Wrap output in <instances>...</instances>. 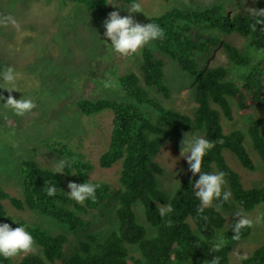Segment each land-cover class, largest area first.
I'll return each mask as SVG.
<instances>
[{
  "label": "trees",
  "instance_id": "16d2710c",
  "mask_svg": "<svg viewBox=\"0 0 264 264\" xmlns=\"http://www.w3.org/2000/svg\"><path fill=\"white\" fill-rule=\"evenodd\" d=\"M64 1L90 9H99L106 2ZM124 1L131 5L134 0ZM256 8H264V0H256ZM254 19L235 0H212L202 9L175 7L147 19V23H156L165 32L164 39L153 41L157 50L175 62L183 74L194 79L191 94L194 107L190 117L154 102L150 93H163L168 97L169 92L163 83L162 62L150 50L142 53L140 76L127 73L118 78L124 94L142 105L148 114L142 113L137 106L118 101L76 102L77 110L86 116L106 110L113 113L108 147L97 161L102 169L120 162L118 189L110 196L107 184L90 180L99 185L94 201L89 199L80 204L69 198L58 174L63 178L71 176L80 184L89 180L86 176L89 167L76 159L72 150L59 143L49 147L62 159L73 161L63 173L57 174L56 170L42 167L35 161L19 160L16 171L21 197L10 198L11 204L20 210L38 211L65 224L71 231L88 229L74 240L70 255L57 264H206L214 256L220 257V264H228L230 250L237 241L232 238L236 220L223 228L225 219L219 210L232 205L235 206L233 211L247 212L264 204V185L259 189H243L238 176L222 156L224 149L229 150L245 169H252L242 146V132L236 129L223 135L219 124V115L227 121L233 120V104L246 117L254 107H264V87L259 81V76L264 74V56L254 68L246 70L248 58L226 39L230 35L248 39L255 50L264 54V26L257 25L252 31L250 25ZM216 52H222L227 59V70L225 65L214 63ZM234 72L240 73V81L239 75L236 78L229 76ZM149 89L154 91L149 93ZM190 127L216 142L204 157L201 171H223L232 197L227 202L214 201L202 212L197 211L200 201L195 196V181L199 174L193 176L187 165L180 185L169 196L157 186L156 179L162 174V168L151 162V157L167 140ZM261 128L264 129V117L246 120L245 134L264 167ZM47 181L57 187L56 195H47ZM159 182L161 184L162 180ZM6 198L7 194L0 189V223H4L5 216L1 200ZM135 204L142 208L139 216L142 225L132 210ZM161 205H170L172 211L162 217ZM261 220L260 224L264 226V213ZM96 222L101 225L94 229L92 225ZM26 230L41 248L39 255H25L14 261L0 256V264H53L61 258L67 243L64 235L46 234L37 228L27 227ZM249 233V227L242 229L240 238ZM221 239L223 244L217 251ZM242 264H264V245L255 248Z\"/></svg>",
  "mask_w": 264,
  "mask_h": 264
},
{
  "label": "rangeland",
  "instance_id": "374dc122",
  "mask_svg": "<svg viewBox=\"0 0 264 264\" xmlns=\"http://www.w3.org/2000/svg\"><path fill=\"white\" fill-rule=\"evenodd\" d=\"M211 1L135 0L140 3L141 12L129 13L130 5L124 0H106L99 9H90L85 5L64 0H0V71L5 66L14 67L19 73L17 85L21 92L13 91L11 95L16 99L23 95L30 97L37 105L30 113L17 116L11 109L4 108L3 103L9 93L0 89V96L5 97V100H0V189L8 196L1 200L5 210L4 223L13 228L25 226L37 228L46 234L52 232L64 235L67 243L62 249L61 258L53 264L69 256L74 249V240L88 229L71 231L65 224H59L38 211L15 208L10 198L21 197L20 179L16 171L19 160L35 161L54 171L56 163L63 157L53 152L49 146L59 143L72 150L74 157L89 167L87 179L107 184L110 188L109 196L114 193L118 189L120 162H116L109 169L100 168L97 162L108 147L113 113L106 110L86 116L77 110L76 102L112 100L137 106L142 113L148 114L142 105L136 104L124 94L118 80L120 75L127 73L140 76L139 67L145 50H150L156 59L161 60L163 83L169 92L167 97L163 93H150L154 90L149 89L155 103L190 117L194 107L191 96L194 79L183 74L175 62L160 53L153 41L137 54L119 55L112 48L111 41L104 36L106 29L103 22L110 12L119 11L121 16L131 15L139 23L147 24L149 17L172 8L202 9ZM235 2L246 12L247 8H256V0ZM8 17L15 20V25L6 21ZM226 39L248 58V65L244 67L246 70L254 68L264 56L251 46L248 39L246 41L237 35H230ZM214 57V63L225 65L227 70L229 63L223 53L216 52ZM237 75L240 81V73H230L229 76L236 78ZM259 81L264 87V74L259 76ZM106 82L110 87H105ZM2 83L0 78V84ZM232 113V121L219 115L221 132L228 135L231 131L240 129L243 134L242 146L252 163V169H245L229 150L224 149L222 156L238 176L243 189H259L264 185V167L254 154L251 142L245 134V127L247 119L264 117V107H254L246 117L233 104ZM149 115L154 116L150 113ZM186 133H191L189 138L191 135L204 137L202 131L190 127L173 135L151 157V162L163 170L156 179L157 186L169 196L178 188L186 173L187 159L181 156L182 141ZM260 134L264 139V129H260ZM216 172L215 169L211 171ZM58 176L69 193L68 183H77V180L65 176V181L60 174ZM159 180H162L161 184ZM225 190L229 191L227 181ZM231 198L230 196L229 201ZM229 208L219 210L225 219L223 228L238 219V212L252 221L250 233L236 241L228 256V264H242L245 255L248 258L255 248L264 245V226L260 224L264 204H259L247 212L233 211L235 206L232 205ZM132 210L141 224V206L135 204ZM100 225L101 223L96 222L92 226L97 229ZM40 249L35 243L33 253H21L11 260L25 255H39Z\"/></svg>",
  "mask_w": 264,
  "mask_h": 264
},
{
  "label": "clouds",
  "instance_id": "9594fccd",
  "mask_svg": "<svg viewBox=\"0 0 264 264\" xmlns=\"http://www.w3.org/2000/svg\"><path fill=\"white\" fill-rule=\"evenodd\" d=\"M250 16L254 17L253 23L250 25L252 31L256 30L257 25L264 26V8H247ZM129 13H140L141 5L138 2L131 3ZM15 25V20L11 17L6 18ZM106 29L104 36L111 41L112 48L116 53L121 56L134 55L139 52L143 47L150 44L155 40H162L165 38L164 29L156 23L141 24L136 21L131 15L121 16L119 11H112L108 14L107 19L103 22ZM0 78L3 83L0 84V89L6 90L9 95L6 102L3 103L4 108L11 109L15 115L24 116L30 113L37 107L32 98H26L24 95L20 99H16L11 95L13 91L21 92L17 80L19 73L16 72L14 67L5 66L0 71ZM105 87H110L109 83H105ZM0 100H5V97L0 96ZM7 119V117H5ZM186 133L182 141L181 156L187 159L189 171L195 176L199 174V179L195 181L196 198L200 201L198 212H202L205 208L211 207L214 201H228L231 193L225 190L226 180L225 173L219 171L216 173L202 172V164L204 157L212 150L216 142L210 141L200 135H191ZM222 142V141H221ZM187 153V154H185ZM190 153V155H188ZM73 161H66L59 159L55 165V173H63V169L71 167ZM75 175V173H73ZM48 184L46 192L48 196H54L57 193V187L50 181L45 182ZM99 187L98 184H93L90 180L84 183L69 182L68 188L70 192L67 193L70 199L75 200L77 203L83 204L86 200H95L96 191ZM219 207V205H218ZM172 208L170 205L159 207L160 215L163 217L170 213ZM238 218L233 227V239L240 238L242 229L251 227L252 221L245 218L240 212L236 213ZM169 223H171L169 221ZM203 239V237H201ZM223 244L221 239L216 249L220 250ZM35 251V239L33 235L26 230L25 226L16 228L11 227L8 223H0V256L5 259L14 258L21 253L29 254ZM247 259L245 255L243 257ZM206 264H220V257L214 256Z\"/></svg>",
  "mask_w": 264,
  "mask_h": 264
}]
</instances>
